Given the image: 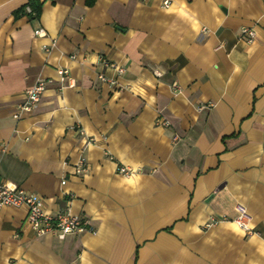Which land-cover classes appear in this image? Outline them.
Wrapping results in <instances>:
<instances>
[{"label": "crops", "instance_id": "0c3cea01", "mask_svg": "<svg viewBox=\"0 0 264 264\" xmlns=\"http://www.w3.org/2000/svg\"><path fill=\"white\" fill-rule=\"evenodd\" d=\"M30 1L0 0V181L95 231L39 236L2 206L0 264H264V0H37V18Z\"/></svg>", "mask_w": 264, "mask_h": 264}, {"label": "built area", "instance_id": "2783aa9c", "mask_svg": "<svg viewBox=\"0 0 264 264\" xmlns=\"http://www.w3.org/2000/svg\"><path fill=\"white\" fill-rule=\"evenodd\" d=\"M170 0H163L164 7L170 5ZM27 11L31 12V7L27 6ZM38 36H45L46 32L42 27H39L34 32ZM256 37V32L253 28L242 27L240 30V38L247 42H252ZM49 46L45 45L44 48L48 49ZM102 63L111 69H113L118 75L125 72V69L114 61L101 57ZM61 82L65 86H74L73 80L69 75V70L66 68H59L57 70ZM99 80L110 84V86H118V82L115 78L107 77L106 74H100ZM53 78H40L36 83L27 90L25 99L19 104L17 112L14 114L16 120L26 113L32 111L39 103L42 95L47 90L48 86L53 84ZM177 87V85L175 84ZM210 105H202L200 109L209 108ZM162 125L169 126L167 120L160 121ZM76 173H85L88 169L86 159L81 157L75 166ZM118 172L126 176H131L137 172L135 169L119 165ZM66 183V179L62 180V184ZM2 206H14V207H26L28 210L27 221L31 226V229L39 235H45L48 233L54 234L58 239L65 240L69 235L80 234L85 231L94 232L95 228L91 225L87 218L81 217L71 213L69 209L57 213H47L44 209V203L42 198L33 192H29L12 181H0V207ZM238 216L233 220L240 229H242L248 235L259 233L252 228V216L248 210L238 205ZM226 218L212 217L206 222L205 227H209L225 220Z\"/></svg>", "mask_w": 264, "mask_h": 264}, {"label": "trees", "instance_id": "16d2710c", "mask_svg": "<svg viewBox=\"0 0 264 264\" xmlns=\"http://www.w3.org/2000/svg\"><path fill=\"white\" fill-rule=\"evenodd\" d=\"M91 2V1H90ZM31 7V12H29L31 15H34L36 18L40 16L41 14V3L37 0L30 1L29 5ZM19 13L17 12L16 15Z\"/></svg>", "mask_w": 264, "mask_h": 264}]
</instances>
